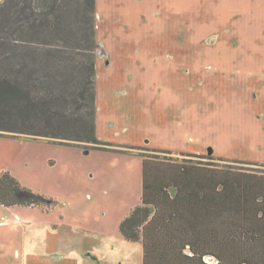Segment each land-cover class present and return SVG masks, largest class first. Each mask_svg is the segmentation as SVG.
Masks as SVG:
<instances>
[{"label": "rangeland", "instance_id": "rangeland-1", "mask_svg": "<svg viewBox=\"0 0 264 264\" xmlns=\"http://www.w3.org/2000/svg\"><path fill=\"white\" fill-rule=\"evenodd\" d=\"M83 2L58 0L54 11L67 23L57 22L51 32L0 30L11 63L36 59L39 74L59 70L53 64L49 69L48 56L33 47L59 42L79 51L86 35ZM93 22L98 134L112 145L0 130V172L9 170L59 202L50 212L0 207V216H16L14 224L0 223V264H38L43 247L33 249L32 239L29 252L17 239L19 218L60 223L58 249L68 253L63 264H92L74 256L77 241L93 246L103 264H143V253L122 236L120 223L141 202L146 154L264 171V0H96ZM77 58L58 63L74 68L81 64ZM81 87L76 82L74 96ZM181 125L195 132L192 140L178 136ZM17 247L20 255L12 253Z\"/></svg>", "mask_w": 264, "mask_h": 264}, {"label": "trees", "instance_id": "trees-1", "mask_svg": "<svg viewBox=\"0 0 264 264\" xmlns=\"http://www.w3.org/2000/svg\"><path fill=\"white\" fill-rule=\"evenodd\" d=\"M83 4L86 35L79 51L73 54L69 44L59 42L33 47L35 54L48 56L49 69L57 65V77L39 74L42 63L36 59L31 64L24 58L14 66L5 43L0 44V130L95 148L112 145L97 134L96 0ZM60 6L58 0H2L0 30L15 26L51 32L57 22L64 27L66 17L59 21L54 11ZM78 55L81 64L74 68L62 64ZM76 82L82 87L74 96ZM0 204L51 209L57 200L3 170ZM120 231L142 243L143 264H264V171L146 154L141 202L123 218Z\"/></svg>", "mask_w": 264, "mask_h": 264}, {"label": "crops", "instance_id": "crops-1", "mask_svg": "<svg viewBox=\"0 0 264 264\" xmlns=\"http://www.w3.org/2000/svg\"><path fill=\"white\" fill-rule=\"evenodd\" d=\"M98 95V93H97ZM186 114H188V110L186 112ZM189 115V114H188ZM97 134L99 131V124H98V107H97ZM178 136L182 137L183 139H185L186 141H190L192 140V137H195L194 133L190 131V126L186 127L185 125H181L179 130H178ZM98 137L100 138L99 134ZM185 148V147H184ZM51 197V196H48ZM55 198V197H54ZM59 202L56 204L55 207L51 208V209H47L46 207H40V206H25V205H14V206H5L0 204L1 208L4 209H8V208H14L16 206H23V207H39L41 209H43L44 211H52L55 210L58 207ZM8 212V210H7ZM6 212V213H7ZM128 214V213H127ZM126 214V215H127ZM15 217V218H14ZM14 218V219H13ZM13 218L11 216H6L1 215L0 216V223L4 224L6 220L8 219H12V221L10 223L14 224L16 223V216L14 215ZM18 224L22 225L21 226V231L19 232L20 236L17 238L18 240L21 239L22 240V244L25 246V248L27 249V251H31V245H32V239L34 241L37 242V245H32L33 249L36 248V246H39L40 244V248L43 247L42 249V254L39 253V257L37 259L38 264H54L52 263V260L50 259V257H52V259H61V263H62V257H64L65 255H68V253H65V251H61L58 248L59 247V243L58 240L60 239L61 235H59V230H60V223H54V222H50L47 220H33L30 218H19V221L17 222ZM71 225V224H70ZM8 224L5 225V228L7 229ZM14 228V226L12 225V229ZM72 229H74L73 225H72ZM74 231V230H73ZM2 233L0 231V240L2 241ZM123 236V235H122ZM11 237V236H10ZM124 237V236H123ZM50 239V242H47V240ZM125 239V238H124ZM39 241V242H38ZM131 242V241H130ZM136 245L139 246L140 249V253H143V247L142 244L140 242H133ZM4 243L0 242V246H3ZM102 243L100 242L99 245H96V248H101ZM72 247L77 250L75 251V255H78V259L79 262H83V261H87L88 259L92 262V264H103V261L101 260L99 254L96 252L95 249H93V246H81L80 244H78V241L74 244H72ZM84 248H86L83 253L78 252V250H83ZM72 251V250H71ZM2 253V250L0 251V255ZM12 253L14 255H20L21 254V250L19 247L14 248L12 250ZM88 257H86V256ZM85 256V257H84ZM143 256V255H142ZM30 257V255L28 256ZM115 258V257H114ZM110 261H113L114 259L109 258ZM72 259H69L67 262H64V264H69L71 262ZM28 264V262H26ZM30 264V263H29ZM89 264V262H88ZM109 264V263H107ZM125 264V263H124Z\"/></svg>", "mask_w": 264, "mask_h": 264}, {"label": "water", "instance_id": "water-1", "mask_svg": "<svg viewBox=\"0 0 264 264\" xmlns=\"http://www.w3.org/2000/svg\"><path fill=\"white\" fill-rule=\"evenodd\" d=\"M29 136H33V135H29Z\"/></svg>", "mask_w": 264, "mask_h": 264}]
</instances>
